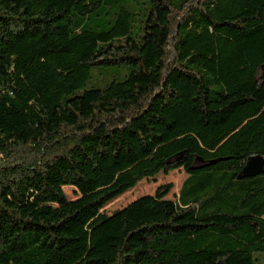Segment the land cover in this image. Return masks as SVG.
Masks as SVG:
<instances>
[{
	"label": "trees",
	"instance_id": "16d2710c",
	"mask_svg": "<svg viewBox=\"0 0 264 264\" xmlns=\"http://www.w3.org/2000/svg\"><path fill=\"white\" fill-rule=\"evenodd\" d=\"M256 154L264 0H0V264H259Z\"/></svg>",
	"mask_w": 264,
	"mask_h": 264
},
{
	"label": "rangeland",
	"instance_id": "374dc122",
	"mask_svg": "<svg viewBox=\"0 0 264 264\" xmlns=\"http://www.w3.org/2000/svg\"><path fill=\"white\" fill-rule=\"evenodd\" d=\"M126 74L127 70L125 68H94L91 71V80L89 81L88 86L91 84H94L96 86H103L104 84L112 80L119 81L122 80L126 76ZM186 176L187 175L183 171V169L179 168L170 170L168 172H159L153 177L142 179L133 188L105 204V206L101 209V212L105 215H110L116 210L125 207L130 202L143 195H153L157 187L166 184L171 185V190L168 192L165 198L176 201L179 188L182 182L185 180ZM61 189L64 193L65 198L68 200H73L79 195L73 186L65 185L62 186ZM253 257L254 259L258 258L259 264H264V253H254Z\"/></svg>",
	"mask_w": 264,
	"mask_h": 264
},
{
	"label": "water",
	"instance_id": "95a60500",
	"mask_svg": "<svg viewBox=\"0 0 264 264\" xmlns=\"http://www.w3.org/2000/svg\"><path fill=\"white\" fill-rule=\"evenodd\" d=\"M264 173V156L263 155H251L249 156L241 171L238 178L255 177Z\"/></svg>",
	"mask_w": 264,
	"mask_h": 264
}]
</instances>
